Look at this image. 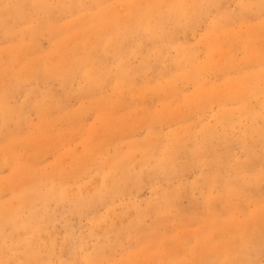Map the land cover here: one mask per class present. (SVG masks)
I'll list each match as a JSON object with an SVG mask.
<instances>
[{"label":"rangeland","instance_id":"rangeland-1","mask_svg":"<svg viewBox=\"0 0 264 264\" xmlns=\"http://www.w3.org/2000/svg\"><path fill=\"white\" fill-rule=\"evenodd\" d=\"M246 2L221 0L220 12L211 8L178 30V41L195 49V62L203 68L200 85L175 80L179 95L155 90L141 95L129 89L116 95L106 86L87 98L80 76L64 87L44 79L39 60L23 54L0 57V219L10 217L20 198L35 191L46 194L43 185L48 183L64 190L44 206L45 228L48 224L58 242L50 264H264V142L246 151L239 138L244 132L256 138L247 131L251 117L238 115L244 107L239 100L224 98L236 81L242 86L250 73L264 69V9H257L264 0H254L250 10L242 8ZM67 20L61 13L60 24ZM167 26L170 31L177 27ZM55 37L72 47L64 31ZM54 40L39 37L41 53L53 50ZM8 45L0 33V51ZM150 47L147 41L144 48ZM175 55L172 48L168 56L145 63L134 44L123 60L135 70L131 79L137 85L151 87L170 78ZM26 60L33 64L23 67ZM114 61L108 62L112 68ZM211 87L221 96H204ZM263 99L257 93L246 101L262 111ZM222 101L236 117L216 124ZM255 123L262 124L261 118ZM208 128L215 134L205 136ZM179 133L184 149L168 165L174 167L170 175H149L151 167L143 166L139 151L150 147L151 134L162 149L169 147L170 135ZM117 157L131 158L133 173L143 170L125 194L112 191L104 203L82 208L61 201L78 185L89 188L102 178ZM97 215L107 220L97 225ZM110 222L117 227L122 222L117 236L101 232ZM11 226L1 224V238L25 236L23 231L10 234Z\"/></svg>","mask_w":264,"mask_h":264},{"label":"bare ground","instance_id":"bare-ground-1","mask_svg":"<svg viewBox=\"0 0 264 264\" xmlns=\"http://www.w3.org/2000/svg\"><path fill=\"white\" fill-rule=\"evenodd\" d=\"M220 2L221 0H56V4H53L52 0H0V33L9 41L8 47L0 51V57L10 54L11 58H19L23 54L27 59L39 60L40 74H43L44 79L59 82L64 87H69L72 81L80 76L85 80L82 93H85L87 98H94L95 93L106 86L112 87L116 95H120L123 89L141 95L155 91L179 95L180 90L175 80L193 81L200 85L203 68L195 62V49L181 44L177 32L187 27L188 22L194 17L207 10L216 7L219 11ZM254 4V0H248L242 8L246 6L250 10ZM257 9H264V2L257 4ZM61 13L68 15L70 20L60 24ZM167 24L177 26L176 30L170 31ZM62 31L69 35L72 47L66 46L63 37H55L56 33ZM42 35L55 39L53 50L41 53L38 38ZM147 41L151 42V47L145 49L144 44ZM134 44L140 46V54L143 55L145 63L152 57L160 60L163 56H168L173 48L176 55L171 57L173 73L170 78L151 87H148L150 85L148 83L137 85L136 80L131 79L133 76L131 73L135 70H131L128 62L123 60L124 55L132 51ZM31 53L34 55L30 56ZM112 59L115 60L113 68L108 64ZM33 61H24L23 67H29ZM168 72L170 73V69ZM159 74L164 76L167 73L160 71ZM262 80L264 69L250 73L242 80V86L236 81L238 85L234 84L224 95L226 100L235 98L244 104L243 108L237 109L239 116L251 117V128L247 131L249 134H255L256 138H248L245 132L239 138L246 151H253L257 143L264 142V99L260 103L262 111H257L256 107L247 104L246 101L248 95L252 94L258 93L264 97ZM30 92L36 94V90ZM51 94L56 98L52 91ZM209 94L221 96L216 87H211L204 96ZM183 99L188 102L187 98ZM94 103L97 102L93 100V105ZM219 104L222 113L219 112L216 116V124H223V119L233 120L236 117V113L223 105V101ZM257 118H261L262 124L255 123ZM215 132L213 128H208L205 130V136L209 137ZM183 133L170 135L165 146L169 147L162 149H157L158 146H155L157 139L151 134L150 147L145 146L139 151L144 158L143 166L151 167L149 175L153 177L159 173L170 175L174 167L168 165L174 164V157L178 151L184 149L181 145ZM221 138L225 142L229 139L227 136ZM130 159L115 158L116 162L109 164L102 178L93 181L89 188L78 185L72 190L71 195L62 196L61 201L72 202L75 208H82L87 204L104 203L105 196H110L112 191L125 194L128 183L133 179L140 181L143 176V170L137 173L130 170ZM239 164L240 168L246 167L242 163ZM214 179H217V176ZM228 187L233 189V186ZM43 188L46 194L41 192L36 194L35 191L27 195V198H20L14 210L8 215L10 217L0 219L1 229V224H12L10 234L21 231L25 234L24 237L12 235L5 239L0 237V261L4 260L5 264H50L51 257L56 253L58 242L49 230L48 224L45 228L44 206L49 198L59 196L64 190L48 183H45ZM37 202H40L38 208L34 206ZM147 206L150 207V204ZM149 207L141 213L144 214ZM138 213L136 210V215ZM95 217L97 225L107 220L101 215ZM121 227L122 222L118 227L110 222V226L104 227L101 232L117 236ZM12 239L15 241L12 242ZM43 248L46 250L45 253H42Z\"/></svg>","mask_w":264,"mask_h":264}]
</instances>
